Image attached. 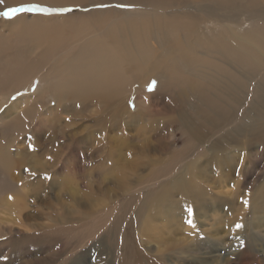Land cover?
Returning a JSON list of instances; mask_svg holds the SVG:
<instances>
[{
	"label": "bare ground",
	"instance_id": "obj_1",
	"mask_svg": "<svg viewBox=\"0 0 264 264\" xmlns=\"http://www.w3.org/2000/svg\"><path fill=\"white\" fill-rule=\"evenodd\" d=\"M26 4L74 10L35 13L31 19L27 12H21L7 21L0 15V34L4 33L2 27L13 29L4 36V45L16 51L15 56H9L0 65V90L5 92L0 93V110L5 108L2 117L10 113L7 110L10 99L27 95L31 82L39 79L37 93L44 88L53 95L55 109L60 114H79L90 107L98 108L96 123L100 129L95 138L92 136V143L100 144L99 151L104 149L113 157L116 152L108 145V132L115 129L124 132L125 128H130L111 123L119 118V110L135 103L151 114L152 103L142 97L143 81L148 85L157 82L156 95L164 94L173 84L175 104L164 100V110H172L181 103L183 111L151 128L158 138L155 152L166 155L176 146L170 130L176 125L185 147L177 157L173 155L158 161L151 158V165L160 166L149 169L145 176L138 171L119 172L117 192L122 199L121 211L130 207L127 211L130 212L137 205L133 218H148L150 225L145 228L148 234L159 232L157 224L166 229L185 222L189 217L187 208L191 207L193 218L212 225L207 233L211 243L217 238L227 239L219 236L217 220L221 202L214 188L221 182L240 185L249 169L248 163L236 153L238 150L243 151L249 161L255 156L252 153L264 149V0H4L0 3V12ZM101 4L112 7H97ZM117 4L131 7L118 8ZM142 4H148L153 13L134 19L132 10ZM10 39L17 44H11ZM22 42L27 51L22 48ZM24 57L42 64L50 62L52 71L46 77L36 67L25 65ZM207 59L209 66L205 63ZM21 79L25 85L21 84ZM39 98H19L14 108L30 107L7 122L4 128L10 130L14 123L30 116ZM40 103L46 105L45 98ZM52 130L54 137L39 136L37 146L54 149L57 144L50 140L62 139L64 145L58 147L63 154L55 155L60 158L55 162L62 167L65 152L73 151L75 144L84 138L73 134L67 143L61 128ZM84 142L89 143V140ZM151 149V145L144 147L147 151ZM6 154L0 155V163L4 169H12L13 159L9 152ZM64 166L62 171L57 170V175L69 172L67 177L70 178L73 166ZM48 169L53 171V167ZM236 169L243 176L236 178ZM45 175L50 174L42 177ZM61 183L65 182L57 180L50 184L51 194L60 189ZM261 188H264L263 182L253 197L256 212H264V189ZM71 195L76 201L73 192ZM71 212L66 210L68 215ZM124 216L121 214L115 220L113 233L125 235L120 232ZM58 217L56 212L49 213L47 219L58 226ZM139 220L133 223L134 233H137L136 228L141 230L144 224H149ZM145 230L140 232L145 233ZM190 236H194L193 246L196 247L190 251H204L203 236L206 235L194 231ZM169 241L166 237L160 245L177 247L168 245ZM130 242L131 251L123 255L122 264H139L141 246L137 239ZM205 247L208 251L202 253L210 259L216 246ZM144 258L147 264L154 261Z\"/></svg>",
	"mask_w": 264,
	"mask_h": 264
},
{
	"label": "rangeland",
	"instance_id": "obj_2",
	"mask_svg": "<svg viewBox=\"0 0 264 264\" xmlns=\"http://www.w3.org/2000/svg\"><path fill=\"white\" fill-rule=\"evenodd\" d=\"M136 7L138 8L132 10L134 19L153 13L148 4ZM26 15L31 19L35 13L27 12ZM11 19L4 18L5 21ZM1 30L4 33L0 34V40H5L4 42L1 40L0 43V65H3L9 56L16 55V51L4 45L6 43L4 36L13 29L2 27ZM181 34L179 32L178 36ZM74 42L77 43L76 40ZM10 43L15 42L10 39ZM16 44L17 41L14 45ZM21 45L28 50L25 42ZM22 62L36 67L46 77L49 71H52L50 62L42 64L30 58L27 60L25 57ZM205 63L209 66L210 60L207 59ZM59 77L62 76H57ZM21 80V84L25 85L23 79ZM40 83L39 79H34L28 87L29 93L24 91V94L28 93L27 95L12 97L7 106L10 113L5 117H2L5 108L0 110V155H7L9 152L13 159L12 169H4L0 163V264H122L123 255L131 251L130 239H137L141 246L140 257L137 260L139 264H147L145 256L154 259L152 264H264V212H256L254 208L256 203H253L254 193H257L262 182L264 183V149L252 153L255 156L249 161L243 155V151L238 150L236 153L248 163L249 169L245 176L236 169V178L243 176L240 185L221 182L214 188L216 191L213 192L218 194L221 202L217 220L219 236H226L227 239L217 238L211 243L207 233L211 231L212 225L206 220H201L204 224L201 226L202 223L192 216L188 219L193 220L195 228L188 225L186 220L174 228L161 229L160 224H157L155 226H158V233L146 234L145 228L150 225L148 218L146 216L133 218L137 205H134L130 212H127L130 207L121 211L122 199L120 192H117L120 184L118 174L138 171L145 176L149 169L160 166L154 163L151 165L149 162L151 158L158 161L176 156L185 147L179 126L176 125L170 128L174 133L176 146L166 155L155 152L158 138L151 128L155 123L169 121L183 111L181 103L172 110H164V100L169 99L171 104H175L176 95L172 91L175 89L174 85L172 84L164 94L156 95V91H149V85L143 81L142 97L144 101L149 98L148 102L152 103L151 114L148 109L139 108L135 103V109L132 105H125L119 110V118L113 119L111 123L118 127L128 125L130 128H125L124 132L120 129L108 132V145L116 152L112 157L104 149L99 151L100 144L92 143V136L95 138V133L100 129L96 123L98 108L90 107L81 110L79 114L73 112L60 114L55 109L53 95L46 93L44 88L37 93ZM1 92L5 93L0 90ZM23 96L32 98L40 96L35 102L36 110L20 122L14 123L12 129L6 130L4 125L7 122L23 114L30 107L26 105L13 107ZM42 98H45L46 105H41ZM60 128L67 136V143L69 136L73 134L79 139L84 138L75 144L77 146L73 151L65 152L61 158L62 167L55 162L60 159L55 155L63 154L58 147L60 144L64 145L62 139L50 140L57 144L54 149L51 146L39 148L36 142L41 135L44 138H53L52 129ZM86 139L89 143L84 142ZM145 145H151L152 149L144 150ZM92 150H95L93 155ZM65 164L67 167L73 166L70 178L67 177L69 172L57 175V170L62 171ZM51 167L54 172L49 171L48 168ZM45 173L50 174L47 177L55 178L45 179L42 177ZM57 180L65 183H61L60 189L51 194L50 184ZM71 192L76 196V201L72 198ZM245 200L248 201L247 206L244 204ZM68 209L73 211L71 215L66 214ZM55 212L59 215L58 226L52 225L47 219L49 213ZM121 214L123 216L126 214L120 225V232L124 233V236L113 233L114 222ZM138 220L149 222L141 228L146 231L145 233L140 232V227L136 228L137 233H134L133 223ZM237 224H242L243 227L236 228ZM47 226L57 227L48 229ZM194 231H202L206 235L203 236L204 251H190L192 248L196 250L193 246L194 236H190ZM166 237L171 240L168 245L174 244L177 247L168 248L165 243L160 245ZM205 246L211 248L216 246L214 248L216 251L213 257H209L210 259L202 253L208 251Z\"/></svg>",
	"mask_w": 264,
	"mask_h": 264
},
{
	"label": "snow or ice",
	"instance_id": "obj_3",
	"mask_svg": "<svg viewBox=\"0 0 264 264\" xmlns=\"http://www.w3.org/2000/svg\"><path fill=\"white\" fill-rule=\"evenodd\" d=\"M4 0H0V3H3ZM97 7H102V8H106V7H112V5H107V4H101V5H97ZM115 7L118 8H128L131 7V5H126V4H117L115 5ZM74 9H56V8H50L47 6H42L40 4H26V5H22L20 7H10L8 8L6 11L4 12H0V15L11 19L13 16H15L17 13H21V12H30V13H44V14H50L53 12H66V11H73ZM156 81H152L151 84L149 85V91H155L156 89ZM132 108L135 109V104L132 103ZM49 159H51V157H49ZM33 175H35V173H33ZM45 179H51V177H45ZM244 204L247 206L248 205V201L245 200ZM187 213L188 216L191 217L194 214V210L189 207L187 208ZM187 224L190 225L191 227L195 228L196 225L193 222V220L191 218L187 219ZM243 225L242 224H237L236 228H242Z\"/></svg>",
	"mask_w": 264,
	"mask_h": 264
}]
</instances>
